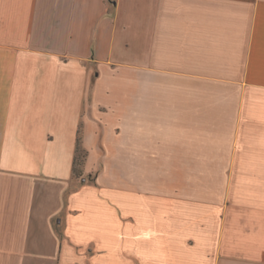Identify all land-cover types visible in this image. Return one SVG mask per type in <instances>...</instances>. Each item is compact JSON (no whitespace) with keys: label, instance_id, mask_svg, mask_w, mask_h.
I'll list each match as a JSON object with an SVG mask.
<instances>
[{"label":"crops","instance_id":"crops-1","mask_svg":"<svg viewBox=\"0 0 264 264\" xmlns=\"http://www.w3.org/2000/svg\"><path fill=\"white\" fill-rule=\"evenodd\" d=\"M0 264H264V0H0Z\"/></svg>","mask_w":264,"mask_h":264},{"label":"trees","instance_id":"trees-1","mask_svg":"<svg viewBox=\"0 0 264 264\" xmlns=\"http://www.w3.org/2000/svg\"><path fill=\"white\" fill-rule=\"evenodd\" d=\"M79 152H83V155L81 156V159L80 158L78 159ZM86 155H87V151L81 146L80 137L78 136L77 146H76V153H75V158H74V173H79V175L81 174L82 170L79 169L78 170L79 172H75L76 171L75 167H76L77 164L81 165V166L83 165Z\"/></svg>","mask_w":264,"mask_h":264},{"label":"rangeland","instance_id":"rangeland-1","mask_svg":"<svg viewBox=\"0 0 264 264\" xmlns=\"http://www.w3.org/2000/svg\"><path fill=\"white\" fill-rule=\"evenodd\" d=\"M82 155H83V152H79V154H78V156H79L78 159H79V158L81 159V156H82ZM75 169H76L75 172H79L78 170H79V169L82 170V166L77 164L76 167H75ZM76 175L79 176V173H75V176H76Z\"/></svg>","mask_w":264,"mask_h":264}]
</instances>
